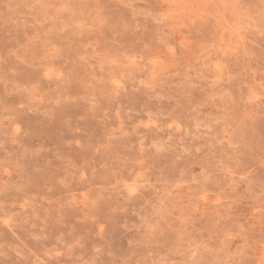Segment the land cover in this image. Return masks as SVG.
I'll return each instance as SVG.
<instances>
[{
	"label": "rangeland",
	"instance_id": "obj_1",
	"mask_svg": "<svg viewBox=\"0 0 264 264\" xmlns=\"http://www.w3.org/2000/svg\"><path fill=\"white\" fill-rule=\"evenodd\" d=\"M0 264H264V0H0Z\"/></svg>",
	"mask_w": 264,
	"mask_h": 264
}]
</instances>
